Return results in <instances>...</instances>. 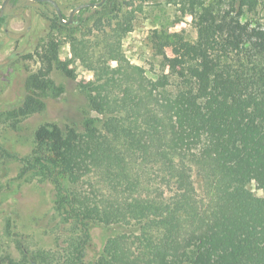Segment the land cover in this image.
I'll list each match as a JSON object with an SVG mask.
<instances>
[{"label": "trees", "instance_id": "1", "mask_svg": "<svg viewBox=\"0 0 264 264\" xmlns=\"http://www.w3.org/2000/svg\"><path fill=\"white\" fill-rule=\"evenodd\" d=\"M186 3L194 16L196 40L153 32L161 72L152 74L150 91L142 87V98L129 96L114 111L128 125L91 147L96 161L104 144L120 142L128 152L138 153L142 172L136 179L145 191L142 196L127 197L124 207L110 210L82 207L58 177L73 173L77 164L76 146L68 137L55 160H27V167H38L39 175L55 184V210L71 232L65 264L80 261L90 220L132 224L138 231V253L125 255L120 249L123 235L112 237L106 264H264V197L251 190L253 185L264 191V29L243 20L245 4L256 2L238 0L231 10L203 0ZM137 78L145 80L142 73ZM151 97L155 108L149 112ZM32 110L29 106L13 116ZM104 162L112 166L110 160ZM102 174L107 180H123L127 187L133 184L120 171ZM43 253L32 260L25 257L22 264L47 263Z\"/></svg>", "mask_w": 264, "mask_h": 264}, {"label": "rangeland", "instance_id": "2", "mask_svg": "<svg viewBox=\"0 0 264 264\" xmlns=\"http://www.w3.org/2000/svg\"><path fill=\"white\" fill-rule=\"evenodd\" d=\"M54 1L66 21L75 6L91 0ZM237 1L203 0L221 10H231ZM255 2L252 7L245 4L243 20L264 29V0ZM188 7L186 0H105L65 25L56 20L49 3L8 1L0 17V264H8V259L22 264L39 252H47V263L42 264H65L71 232L55 210V184L40 176L38 167H27V160L36 157L55 160L64 137L75 143L78 159L73 173L58 177L82 207H124L127 197L145 193L136 179L142 172L138 153L128 152L120 142L104 144L96 161L91 147L128 125L125 117H114V111L122 109L129 96L142 98V87L150 91L152 74L161 72L152 49L153 32L196 40ZM165 52L171 56L170 49ZM139 73L144 81L137 78ZM153 97L146 105L149 112L155 108ZM29 106L32 111L13 116ZM129 122L139 125L136 119ZM105 171L128 175L132 186L107 180ZM251 190L264 197L253 185ZM86 227L89 239L78 264H106L108 240L121 235L123 253H138L136 226L90 220Z\"/></svg>", "mask_w": 264, "mask_h": 264}, {"label": "water", "instance_id": "3", "mask_svg": "<svg viewBox=\"0 0 264 264\" xmlns=\"http://www.w3.org/2000/svg\"><path fill=\"white\" fill-rule=\"evenodd\" d=\"M9 0H3L1 5H0V16L3 14V11L5 9V6L7 5ZM35 1H39V2H46L52 5V7L55 9L56 12V16L59 20V22L64 23V24H71L72 18L75 14H77L79 11L86 9V8H90V7H99L101 6L105 0H99L98 2H84L81 4H78L77 6H75L68 15V19L65 21L63 19V15L62 12L59 8V6L57 5V3L54 0H35Z\"/></svg>", "mask_w": 264, "mask_h": 264}, {"label": "flooded vegetation", "instance_id": "4", "mask_svg": "<svg viewBox=\"0 0 264 264\" xmlns=\"http://www.w3.org/2000/svg\"><path fill=\"white\" fill-rule=\"evenodd\" d=\"M34 1H35V0H34ZM98 1H99V0H98ZM98 1H97V2H98ZM38 2H39V1H38ZM89 2H90V1H89ZM45 3H46V2H45ZM94 3H95V2H94ZM90 8H92V7H90ZM75 15H76V14H75ZM75 15H74V16H75ZM1 16H2V15H1ZM1 16H0V17H1ZM74 16H73V17H74ZM67 19H68V18H67ZM72 19H73V18H72ZM71 23H72V21H71ZM69 25H70V24H69Z\"/></svg>", "mask_w": 264, "mask_h": 264}]
</instances>
